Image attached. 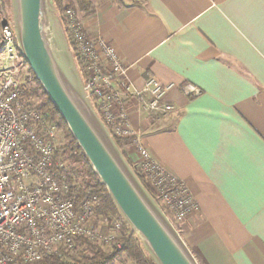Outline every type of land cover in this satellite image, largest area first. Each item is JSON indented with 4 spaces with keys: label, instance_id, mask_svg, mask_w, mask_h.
I'll list each match as a JSON object with an SVG mask.
<instances>
[{
    "label": "crops",
    "instance_id": "1",
    "mask_svg": "<svg viewBox=\"0 0 264 264\" xmlns=\"http://www.w3.org/2000/svg\"><path fill=\"white\" fill-rule=\"evenodd\" d=\"M88 3L75 8L86 34L116 49L135 90L149 78L173 86V114H150L134 97L114 111L197 202L180 226L187 246L200 264H264V0Z\"/></svg>",
    "mask_w": 264,
    "mask_h": 264
},
{
    "label": "built area",
    "instance_id": "2",
    "mask_svg": "<svg viewBox=\"0 0 264 264\" xmlns=\"http://www.w3.org/2000/svg\"><path fill=\"white\" fill-rule=\"evenodd\" d=\"M0 0V264H34L59 254L75 255L81 239L105 248L117 243L123 222L98 213L101 199L91 193L79 198L82 177L73 178L69 153L56 156L58 127L40 98L28 93L21 79L23 60ZM67 35L77 61L84 63L86 90L115 138L132 141L138 153L133 166L180 232V226L199 211L189 189L156 164L140 135L129 129L125 110L114 111L129 97L141 101L150 114L176 112L166 95L173 86L149 78L135 90L129 67L104 38L91 40L78 13H66ZM187 96L199 94L191 85Z\"/></svg>",
    "mask_w": 264,
    "mask_h": 264
},
{
    "label": "water",
    "instance_id": "3",
    "mask_svg": "<svg viewBox=\"0 0 264 264\" xmlns=\"http://www.w3.org/2000/svg\"><path fill=\"white\" fill-rule=\"evenodd\" d=\"M17 48L153 264H200L140 180L86 90L55 0H3Z\"/></svg>",
    "mask_w": 264,
    "mask_h": 264
},
{
    "label": "trees",
    "instance_id": "4",
    "mask_svg": "<svg viewBox=\"0 0 264 264\" xmlns=\"http://www.w3.org/2000/svg\"><path fill=\"white\" fill-rule=\"evenodd\" d=\"M56 8L60 14V17L63 21L65 29L67 28V19L66 13L70 9H75L76 4L82 10H88L90 5L88 0H55ZM76 10V9H75ZM6 11L8 13V8L3 1V12ZM6 13V14H7ZM8 16V14H7ZM9 17V16H8ZM6 18V17H5ZM7 19V18H6ZM9 20V18H8ZM21 56V54H20ZM23 64L28 67V70L31 74V78H26L25 81L28 84L29 90L28 93L31 95L38 96L45 106V109L49 112L51 116V120L57 125L58 132L62 131L64 134V140H66V144L63 146L57 144L56 138V156L59 157L64 153H69V157L72 160L73 164H79V168L83 174L82 184L83 190L79 198L84 197L86 194L91 193L93 195L98 196L101 199V206L98 209V213L102 217H117L122 220L108 195V192L104 185L100 182L97 175L94 173L92 166L90 165L88 159L84 155L83 151L79 147L78 143L70 133L66 123L63 118L45 93L42 85L35 77L34 73L29 68L28 64L24 61ZM79 69L82 73L83 79L86 82V74L84 71V63L78 62ZM22 76V74H21ZM57 132V134H58ZM58 137V136H57ZM119 146L124 151L127 160L133 166V162L128 157L125 151V143L127 141L116 138ZM136 173L138 174L140 180L146 189L151 193V195L156 199L155 194L149 188L145 180L138 173L136 168L133 166ZM73 178L79 179V171L72 169ZM123 222V221H122ZM117 243L122 244V249H117V247L113 246L111 248H105L101 244L93 243L85 239H81L79 245L77 247V252L75 255L64 254L60 252L59 254H55L53 256H49L44 258L34 264H115V262L119 259L122 261L125 259H129L133 264H153V262L144 254L140 244L134 237L133 233L129 230L126 224L123 222V228L117 237ZM125 256V257H124Z\"/></svg>",
    "mask_w": 264,
    "mask_h": 264
},
{
    "label": "rangeland",
    "instance_id": "5",
    "mask_svg": "<svg viewBox=\"0 0 264 264\" xmlns=\"http://www.w3.org/2000/svg\"><path fill=\"white\" fill-rule=\"evenodd\" d=\"M7 13V12H6ZM8 16H9V10H8ZM7 14H6V17L7 18H9L8 16H7ZM3 17H5L4 15H3ZM22 79H26V78H31V74H30V72H29V70H28V67L27 66H23V72H22ZM57 144H60V145H64V144H66V140H64V134H63V132L62 131H59L58 132V134H57ZM71 159V158H70ZM71 163H72V160H71ZM72 168L73 169H75V170H77V171H79V173H82L80 170H82V169H80L79 168V164H73L72 163ZM125 257V256H124ZM115 264H133L129 259H126V257H125V259L122 261L121 259H119V260H117L116 262H115Z\"/></svg>",
    "mask_w": 264,
    "mask_h": 264
}]
</instances>
